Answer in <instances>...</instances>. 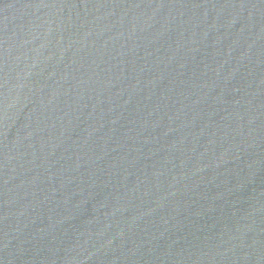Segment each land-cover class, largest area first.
Returning <instances> with one entry per match:
<instances>
[{
	"label": "water",
	"instance_id": "1",
	"mask_svg": "<svg viewBox=\"0 0 264 264\" xmlns=\"http://www.w3.org/2000/svg\"><path fill=\"white\" fill-rule=\"evenodd\" d=\"M0 264H264V0H0Z\"/></svg>",
	"mask_w": 264,
	"mask_h": 264
}]
</instances>
